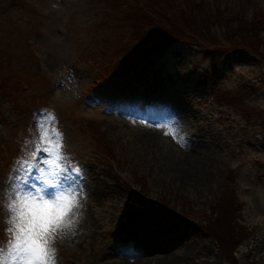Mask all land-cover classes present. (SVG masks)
<instances>
[{"label":"rangeland","instance_id":"obj_1","mask_svg":"<svg viewBox=\"0 0 264 264\" xmlns=\"http://www.w3.org/2000/svg\"><path fill=\"white\" fill-rule=\"evenodd\" d=\"M242 1L204 0L212 8L230 9L240 8ZM7 2L0 0V47L12 69L6 77L14 84L15 72L27 89L0 103V232L6 228L4 205L14 191L15 170L34 163L43 123L61 145L59 163L70 177L61 181L62 188L47 189L46 198L57 191L77 196L71 231L57 235L51 245L57 264H224L220 249L193 226L136 206L123 181L143 177L150 202L160 194L180 209L182 201L199 203L216 192L230 169L245 201L243 216L258 226L239 247L251 251L241 264H264V168L258 163L264 160V126L246 125L240 114L213 103L201 50L176 43L154 57L149 69L95 84L83 61L97 56L102 37L115 38L119 30L107 0H29L37 9L34 15ZM258 2L264 8V0ZM15 25L32 31L29 38L45 76H33L31 62L23 61L28 59L26 34L21 36ZM213 30L221 37V29ZM218 63L217 86L264 107V60L226 54ZM4 103L18 104L22 119ZM83 117L100 123L108 141L102 149L110 156L95 153L93 129L77 123ZM29 119L33 134L27 132ZM6 240L5 233L1 247ZM0 259L9 264L11 258L4 253Z\"/></svg>","mask_w":264,"mask_h":264},{"label":"trees","instance_id":"obj_2","mask_svg":"<svg viewBox=\"0 0 264 264\" xmlns=\"http://www.w3.org/2000/svg\"><path fill=\"white\" fill-rule=\"evenodd\" d=\"M6 1L8 4L28 8L33 15L37 12L28 6L25 0ZM107 3V6L114 10L111 11L112 20L119 30L114 32L115 38L102 37L96 57L85 58L84 63L94 72L95 80L111 75H125L139 66L147 68L153 55L165 51L174 41L182 40L201 50L202 56L208 60L210 73L205 71V76L209 74L213 83V101L240 114L250 125H257L258 122L264 125V109L251 106L233 89L215 86L218 62L222 56L250 53L264 60L262 6L253 0H243L238 9L219 6L213 9L204 0H107ZM216 9L223 10L215 13ZM15 28L21 36L22 33L26 34L23 40L28 59L23 61L31 62V74L35 75V65L31 60L32 52L29 48V36L32 31L23 32L22 26L15 25ZM214 28L221 29V37L213 33ZM6 54L8 53L0 47V96L10 102V98L15 100V93H24L26 89L24 79L15 72L14 84L6 77V73L12 71L9 55L6 58ZM10 104L16 107L21 117L22 111L18 104ZM78 123L79 128L93 129L90 137L105 144L99 148L105 153L102 148H105L107 143L98 133L97 123L88 119H80ZM259 164L264 168V161ZM134 184L139 187V190L135 191L137 200L143 204L149 193L147 184L143 177ZM236 186L234 170L230 169L222 188L202 200L199 206L193 201H182V206L177 209L173 202L170 204L169 200L166 201L164 196L159 194L161 204L158 208L184 219L194 226L198 235L209 238L222 252L224 264H241L242 257L250 252H240L239 247L253 232L254 225H249L244 219V201L240 198ZM175 197L177 199V196Z\"/></svg>","mask_w":264,"mask_h":264},{"label":"snow or ice","instance_id":"obj_3","mask_svg":"<svg viewBox=\"0 0 264 264\" xmlns=\"http://www.w3.org/2000/svg\"><path fill=\"white\" fill-rule=\"evenodd\" d=\"M60 147L55 134L41 123L40 138L31 155L34 163L15 170L14 191L4 205L6 247H0V256L6 253L11 258L9 264H57L51 245L57 235L71 231L77 207V196L63 191L46 198L47 189L62 188L61 181L70 179L59 163ZM0 264H4L2 259Z\"/></svg>","mask_w":264,"mask_h":264},{"label":"bare ground","instance_id":"obj_4","mask_svg":"<svg viewBox=\"0 0 264 264\" xmlns=\"http://www.w3.org/2000/svg\"><path fill=\"white\" fill-rule=\"evenodd\" d=\"M146 235H147V237H149V236H150V232H148ZM139 247H140V245H139ZM152 247H153V246L150 245L149 248H148V250L151 249ZM146 250H147V249H146ZM184 253H185V251H182V250H181V254H184ZM159 264H160V263H159Z\"/></svg>","mask_w":264,"mask_h":264}]
</instances>
